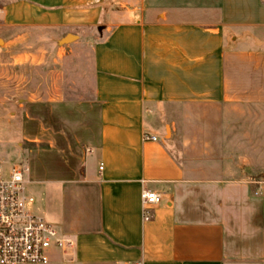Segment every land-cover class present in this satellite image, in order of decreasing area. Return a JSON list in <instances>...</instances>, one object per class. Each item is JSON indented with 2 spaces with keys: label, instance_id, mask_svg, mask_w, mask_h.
I'll return each instance as SVG.
<instances>
[{
  "label": "crops",
  "instance_id": "crops-1",
  "mask_svg": "<svg viewBox=\"0 0 264 264\" xmlns=\"http://www.w3.org/2000/svg\"><path fill=\"white\" fill-rule=\"evenodd\" d=\"M31 40L16 60L93 66L91 96L0 101L39 216L73 243L61 264H264V181L236 156L264 144L231 140L224 110L264 109V0H0V55Z\"/></svg>",
  "mask_w": 264,
  "mask_h": 264
},
{
  "label": "rangeland",
  "instance_id": "rangeland-1",
  "mask_svg": "<svg viewBox=\"0 0 264 264\" xmlns=\"http://www.w3.org/2000/svg\"><path fill=\"white\" fill-rule=\"evenodd\" d=\"M31 41L15 51L0 55V101L91 96L94 87L90 52L82 49L83 55L81 53L80 56L58 57L57 51L53 47H48L44 50L46 58L41 65L36 66L28 60H16L14 53L34 49L36 41ZM2 46L3 44L0 43V47ZM55 59L57 60L55 61ZM224 110L234 117V124L231 126L229 136L231 140L241 144H248V142L251 144H264V129H259V126L255 127L258 121L264 122V120L239 118L243 112L264 111V109L229 106ZM6 135L8 133L0 127L1 160L5 170L9 171L14 165L23 163L24 158L19 154L18 146H15V140H6ZM27 144L28 142L24 143L25 146ZM237 147L242 149L236 152V156L247 154L252 149V158L249 160L252 163V168L246 171L245 175H257L258 180L264 181V146H261V150L259 149L260 146ZM237 160L239 159L236 157ZM25 187L29 194L34 195L30 185L26 184ZM28 208L34 214L43 215L39 199L29 204ZM57 256L58 253H54L49 264H61Z\"/></svg>",
  "mask_w": 264,
  "mask_h": 264
},
{
  "label": "built area",
  "instance_id": "built-area-1",
  "mask_svg": "<svg viewBox=\"0 0 264 264\" xmlns=\"http://www.w3.org/2000/svg\"><path fill=\"white\" fill-rule=\"evenodd\" d=\"M145 140L157 138L145 136ZM27 171L22 163L6 171L0 155V264H49L55 251H67L73 245L54 224L28 208L34 198L26 191ZM261 193L258 189L255 195ZM162 201L160 193L143 189L145 219L152 217L151 212Z\"/></svg>",
  "mask_w": 264,
  "mask_h": 264
},
{
  "label": "trees",
  "instance_id": "trees-1",
  "mask_svg": "<svg viewBox=\"0 0 264 264\" xmlns=\"http://www.w3.org/2000/svg\"><path fill=\"white\" fill-rule=\"evenodd\" d=\"M30 146H32V147H33V146H34V144H31ZM256 189H257V188H256V186H253V191H254V192L256 191Z\"/></svg>",
  "mask_w": 264,
  "mask_h": 264
},
{
  "label": "water",
  "instance_id": "water-1",
  "mask_svg": "<svg viewBox=\"0 0 264 264\" xmlns=\"http://www.w3.org/2000/svg\"><path fill=\"white\" fill-rule=\"evenodd\" d=\"M67 40H69V38H68V39H66V41H67Z\"/></svg>",
  "mask_w": 264,
  "mask_h": 264
}]
</instances>
